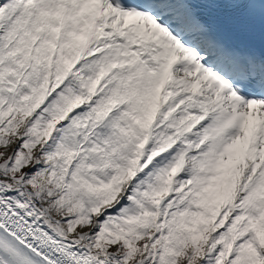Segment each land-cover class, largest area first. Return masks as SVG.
<instances>
[{"label": "snow or ice", "instance_id": "obj_1", "mask_svg": "<svg viewBox=\"0 0 264 264\" xmlns=\"http://www.w3.org/2000/svg\"><path fill=\"white\" fill-rule=\"evenodd\" d=\"M0 264H264V0H0Z\"/></svg>", "mask_w": 264, "mask_h": 264}]
</instances>
